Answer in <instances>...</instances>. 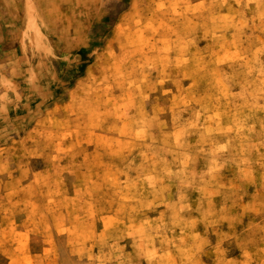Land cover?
I'll use <instances>...</instances> for the list:
<instances>
[{"label": "rangeland", "instance_id": "374dc122", "mask_svg": "<svg viewBox=\"0 0 264 264\" xmlns=\"http://www.w3.org/2000/svg\"><path fill=\"white\" fill-rule=\"evenodd\" d=\"M0 264H264V0H0Z\"/></svg>", "mask_w": 264, "mask_h": 264}, {"label": "bare ground", "instance_id": "6f19581e", "mask_svg": "<svg viewBox=\"0 0 264 264\" xmlns=\"http://www.w3.org/2000/svg\"><path fill=\"white\" fill-rule=\"evenodd\" d=\"M243 31V30H242ZM198 185V184H197Z\"/></svg>", "mask_w": 264, "mask_h": 264}]
</instances>
